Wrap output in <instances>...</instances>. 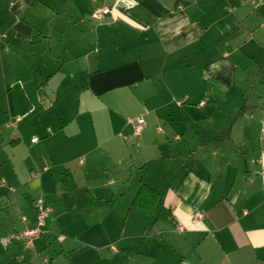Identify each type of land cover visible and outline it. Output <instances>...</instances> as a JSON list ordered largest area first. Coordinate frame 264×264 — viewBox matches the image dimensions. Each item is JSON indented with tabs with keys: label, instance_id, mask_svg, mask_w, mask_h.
Here are the masks:
<instances>
[{
	"label": "crops",
	"instance_id": "0c3cea01",
	"mask_svg": "<svg viewBox=\"0 0 264 264\" xmlns=\"http://www.w3.org/2000/svg\"><path fill=\"white\" fill-rule=\"evenodd\" d=\"M263 25L264 0H0V264H264Z\"/></svg>",
	"mask_w": 264,
	"mask_h": 264
},
{
	"label": "built area",
	"instance_id": "2783aa9c",
	"mask_svg": "<svg viewBox=\"0 0 264 264\" xmlns=\"http://www.w3.org/2000/svg\"><path fill=\"white\" fill-rule=\"evenodd\" d=\"M103 9V10H102ZM102 11H105L106 9L102 8ZM93 16L97 17L98 13L93 14ZM264 27V25H263ZM3 36V34L0 33V37ZM133 133L135 135H138L144 125L143 119L141 117H138L134 120L133 122ZM261 134L264 135V121H262V126H261ZM36 224L35 226L31 228H27L24 231H22L20 234L16 235V239H20L23 241L24 246L26 248H30L34 244V238L39 236L43 232V228L46 224V220L50 214L51 208L45 204L44 200L42 197H39L36 200ZM196 215L200 216V214L196 213ZM177 226L180 228V222L176 221ZM8 239L3 238L2 243H6Z\"/></svg>",
	"mask_w": 264,
	"mask_h": 264
},
{
	"label": "trees",
	"instance_id": "16d2710c",
	"mask_svg": "<svg viewBox=\"0 0 264 264\" xmlns=\"http://www.w3.org/2000/svg\"><path fill=\"white\" fill-rule=\"evenodd\" d=\"M131 205L148 216H154L160 207V194L155 188L142 183Z\"/></svg>",
	"mask_w": 264,
	"mask_h": 264
},
{
	"label": "rangeland",
	"instance_id": "374dc122",
	"mask_svg": "<svg viewBox=\"0 0 264 264\" xmlns=\"http://www.w3.org/2000/svg\"><path fill=\"white\" fill-rule=\"evenodd\" d=\"M140 175H141L140 170L135 171V172L133 173V176L131 177L129 183H127V184L124 186V188H122V189L119 190V195H118V196H121V195H123V196H127V194L130 193L131 190H132L131 187L134 186V184H136V179H139V178H140ZM128 177H130L129 173L126 175V178H128ZM125 180H126V179H125ZM114 191H116V190H112V189H111V193L114 192ZM121 193H122V194H121ZM103 194L107 195V194H109V191L105 190V191H103ZM113 195L116 196V195H117V192H115ZM109 197H110V196H108V198H109ZM119 198H120V197H119Z\"/></svg>",
	"mask_w": 264,
	"mask_h": 264
}]
</instances>
